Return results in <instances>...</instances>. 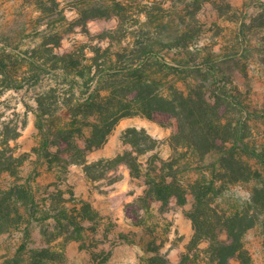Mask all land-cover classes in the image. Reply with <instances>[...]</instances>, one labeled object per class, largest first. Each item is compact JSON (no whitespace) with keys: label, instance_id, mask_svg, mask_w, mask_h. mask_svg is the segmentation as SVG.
<instances>
[{"label":"rangeland","instance_id":"374dc122","mask_svg":"<svg viewBox=\"0 0 264 264\" xmlns=\"http://www.w3.org/2000/svg\"><path fill=\"white\" fill-rule=\"evenodd\" d=\"M263 2L0 0V47L7 46L12 57L6 63L12 69L17 67L15 73L24 83L20 89H5L0 96V148L8 139L17 157L13 171H0V227H5L0 233V264H32L34 251L43 249L48 251L44 260L49 261L47 264H211L208 242L191 244L195 233L193 195L183 204L172 199L168 204L153 201L146 206L137 201L144 193V178L133 177L124 163L107 161L133 148L125 138L129 128H144L158 142L156 149L142 159L155 152L167 158L173 156L177 161L174 170H179L177 174L183 179L196 180L204 175L211 178L216 156L201 161L186 155L185 147L175 149L170 144L171 136L179 129L176 117L157 112L153 117L136 113L119 119L107 142L87 155L93 178L84 164L62 168L64 164L56 161L51 166L35 151L43 148L44 142L38 127L37 97L58 86L57 95L63 99L62 92L70 88L63 76L51 71L55 53L76 51L83 57L97 56L103 61L121 52L123 56L117 64L126 67L132 58L131 47L125 46L142 41L154 47L152 54L157 58L149 59L143 75L157 91L166 96L176 91L188 94L192 86H201L215 94V90L227 86L242 105L236 110L224 106L219 112L220 120L234 124L247 121V140L264 149V61L257 49L263 33L257 26L243 25L249 12ZM96 5L109 7L113 16L76 25L82 19L81 10L95 12L91 9ZM186 33L194 39L188 47L168 45L169 40ZM33 48L38 49L42 61L46 60L40 73L30 71L15 55ZM207 55L230 61L220 67L231 74L232 82L222 73L212 80L205 70L194 71L203 66ZM162 59L181 63L183 69H169L159 62ZM91 63L83 60L81 68L87 76L80 78L81 86L88 79ZM56 101L55 97L49 100L54 113L58 109ZM65 114L66 111L61 118L57 114L50 117L55 127L75 119ZM77 119L85 124L94 116L85 120L79 115ZM83 127L87 133L88 125ZM146 145L143 142L140 147ZM101 159L104 161L99 163ZM249 162L253 169L259 167L256 159ZM216 174L220 176L219 171ZM257 184L264 185V172L235 184L223 185L217 179L212 205L221 214L241 210ZM229 264H264V213L244 234L242 256H234Z\"/></svg>","mask_w":264,"mask_h":264},{"label":"trees","instance_id":"16d2710c","mask_svg":"<svg viewBox=\"0 0 264 264\" xmlns=\"http://www.w3.org/2000/svg\"><path fill=\"white\" fill-rule=\"evenodd\" d=\"M91 10L95 12L89 11V13L88 10L82 9V19L76 25L86 24L88 20L96 17L113 16L112 10L107 6L96 5ZM116 14L119 15V13ZM243 25L261 28L263 34L257 49L264 61V2L249 12ZM192 40L194 39L190 33H186L169 40L168 45L188 47ZM125 47L127 49L131 47L132 58L131 63L126 67H120L117 64L123 56L121 52L118 53V57L107 56L103 61H100L97 56L87 58L84 55L83 57L76 51L55 53L56 62L51 71L63 76L70 88L62 92L63 99L57 95L60 90L58 86L38 95L36 112L40 118L38 127L43 134L44 142L43 148H37L35 151L41 158L45 157L51 166L56 161L58 164H64L62 168L72 164H84L87 174L96 178L91 175L92 164L88 163L87 155L107 142L119 119L136 113H143L148 117H153L157 112L170 113L179 122V129L171 136L170 144L175 149L179 146L185 147L186 155L201 161L207 157L216 156L211 164L213 168L211 178L204 175L196 180L183 179L177 174L179 170H174L177 161L173 156L167 158L155 152L151 153L146 160L142 159V156L156 149L158 142V139L144 128H129L125 138L133 148L107 161L124 163L133 177L144 178V193L138 197L137 201L143 202L146 206L153 201L168 204L172 199L183 204L187 202L190 194L193 195L191 217L195 233L191 244L208 242L207 250L211 257V264H229L234 256H242L244 234L264 213V185L258 184L252 188L246 207L241 210L221 214L212 205L215 200L212 193L216 191L217 179H221L223 185L235 184L250 181L264 172V149L252 146L247 140V121L238 120L234 124V121L223 123L220 120L222 118L219 112L224 106L227 109L236 110L240 108L241 101L236 94L227 90V86L218 88L215 94L204 90L201 86H192L188 94L176 91L173 95L166 96L157 91L152 81L145 79L143 75L149 59L157 58L155 54H152L153 45L135 41ZM6 50V45L0 47V96L5 89L24 87L22 79L15 73L17 67L12 69L6 63L7 58L12 57V54L7 53ZM15 55L33 72H39L41 67L46 65V60L42 61L36 48L26 49ZM85 59L93 63L89 68L88 79L82 85L83 90H80L82 87L80 78L87 76L84 68H81ZM204 60L203 66L194 68V71L205 70L209 74V79L212 80L222 73L228 81H233L231 74L220 67L230 62L228 59L207 55ZM159 62L169 69H183L181 63L176 65L165 59ZM104 66H108V69ZM106 82L110 84L106 85ZM236 90L239 89L236 88ZM52 97L57 100L58 109H55L57 113L51 112L53 103H49V100ZM65 111L75 119L55 127L54 120L50 117L57 114V117L61 118ZM79 115L85 120L94 116V120L85 121V124L78 123ZM43 119L49 124L46 125ZM84 125L89 127L87 133L83 130ZM18 135L19 133L14 138ZM139 135L143 137L140 138ZM143 142L148 145L140 147ZM54 147L57 148L56 151H52ZM16 158L14 147L6 139L0 148V171H13L12 165ZM250 159H256L259 165L257 169L252 168ZM103 161L104 159H101L99 163ZM217 171L220 178L216 174ZM1 210L2 208L0 212ZM4 228L0 227V233ZM28 234L29 229L26 231L27 236ZM47 252V249L35 250L32 255V264H47L49 261L47 263L44 261Z\"/></svg>","mask_w":264,"mask_h":264}]
</instances>
